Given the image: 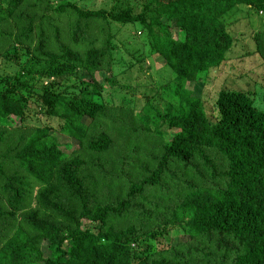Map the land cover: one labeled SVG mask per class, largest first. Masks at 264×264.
<instances>
[{"label":"trees","instance_id":"16d2710c","mask_svg":"<svg viewBox=\"0 0 264 264\" xmlns=\"http://www.w3.org/2000/svg\"><path fill=\"white\" fill-rule=\"evenodd\" d=\"M241 3L264 16V0H0V264H264V112L223 88L206 113L191 85ZM250 39L264 67V29ZM141 42L173 113L142 83L113 98Z\"/></svg>","mask_w":264,"mask_h":264},{"label":"rangeland","instance_id":"374dc122","mask_svg":"<svg viewBox=\"0 0 264 264\" xmlns=\"http://www.w3.org/2000/svg\"><path fill=\"white\" fill-rule=\"evenodd\" d=\"M230 13L232 15L225 20V24L228 25L227 28L234 38L230 50L226 52L223 62L208 73L206 81L200 84L192 83V88L195 89L197 92L196 94L201 97L202 105L206 113L210 111L211 104L217 91L223 88L250 92L253 98V105L264 112V77L261 79L264 74V67L258 65L259 60L256 56H248V53L253 52L250 36L256 30L264 29V16L259 12H249L248 5L243 3L235 5ZM142 43L143 42L138 43L133 49V51H139L140 65L128 69V72H130V74H128L129 78L136 79L131 83V88H126L123 85H115V87H112L110 91L113 92V98L117 101L119 96L128 93H131L132 96H139L142 90V88H140L142 83L147 85L148 87L146 88L151 90L150 95L153 97L152 105L156 109V112L161 113L167 108L166 104H168V108H170L173 113L176 110V101L172 95V89L169 88L168 85L160 87L159 89H157L156 86L161 80L166 79V74H169L167 67L158 55H149L146 45ZM116 45L117 52L114 56V65H112L110 69L112 73L111 76H118L117 72L124 71V67L130 60L128 52L123 50L119 43ZM133 51H131V53ZM131 55L134 56L135 54L132 53ZM4 62L7 68L13 69L16 67L5 59ZM105 75L108 74H104V76ZM126 75L127 74H122L120 78L125 80L127 78ZM81 76L86 77L85 74ZM136 83L137 86L134 87L135 85L133 84ZM107 92L108 90L106 89L102 94L104 100L109 98V95H106ZM32 108L33 104L29 103L26 109L31 112L30 110ZM29 112L27 113L29 114ZM69 146L70 149H66L65 152H69L76 147L73 143Z\"/></svg>","mask_w":264,"mask_h":264}]
</instances>
